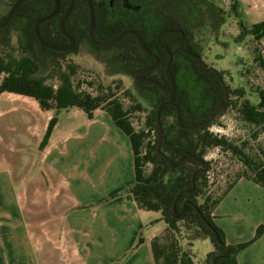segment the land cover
Here are the masks:
<instances>
[{
	"label": "trees",
	"instance_id": "obj_1",
	"mask_svg": "<svg viewBox=\"0 0 264 264\" xmlns=\"http://www.w3.org/2000/svg\"><path fill=\"white\" fill-rule=\"evenodd\" d=\"M17 0H10L11 7ZM71 0H60L61 12L52 20L41 24L42 38L53 45H67V38L62 35L59 25L62 15ZM137 3L136 11L122 7L119 1L93 0L96 25L95 39L108 42L127 29L135 30L144 45L159 58L156 69L143 77L169 87L166 73L169 55L173 60L168 70L169 77L175 84L171 105L168 93L154 85L137 83L140 96L152 106L153 112L146 121V128L136 131L130 122L128 110L108 91L92 94L75 87L72 75L75 67L69 65V72H60L58 85L47 83L44 71L50 63L58 62L61 57L76 51L83 42L94 50H109L113 53L106 59L110 74L135 76L141 70L152 66L155 59L147 56L139 47L136 38L128 35L111 47H97L89 39V10L86 0H78L66 22V31L76 40L75 50L66 52L42 48L34 32L35 23L54 9L52 0H29L16 12L11 22L0 29V44L9 45L10 30L19 33V45L16 52L6 56L0 54V94L12 93L36 100L40 108L47 112L59 113L77 108L92 119L96 111L107 113L129 138L135 169V184L132 196L140 210L160 212L167 227L150 242L153 264H194L187 249L181 245L183 229L191 240L209 239L215 250L209 252L206 264H239L238 255L256 240L261 238L264 228L257 230L255 237L247 242L229 245L224 231L216 224L214 211L234 185L241 179L252 181L264 187V151L263 159L253 161L241 148L213 133L211 127L226 109L217 113L210 125L187 129L206 123L218 108L231 106L226 93L213 70L203 64L199 67L198 58H202V46L195 41L193 34L194 20L203 15L207 2L203 0H132ZM237 11V4L234 5ZM207 12V11H206ZM219 9L216 12L219 15ZM6 17L0 18L2 21ZM242 28L238 41L251 34L254 38L256 60L264 72L261 40L264 38V23L251 29ZM167 29L180 30L185 35L181 45L180 33L164 34L160 42L158 35ZM185 51L196 57H191ZM202 70H209L203 73ZM222 75V74H221ZM260 102L253 105L246 99L239 108L244 121L260 127L264 132V90H260ZM232 95L244 96L245 91L234 90ZM161 106L160 124L163 132L159 140L157 110ZM138 109H141L138 106ZM172 118V121H169ZM55 124L53 118L48 126L51 131ZM152 133H155L151 139ZM256 136V135H255ZM47 138L40 147L46 145ZM223 148L239 157L248 171L238 175L222 195L214 199L207 193L209 163L205 157L211 148ZM150 166V168H148ZM207 222V223H206ZM218 233L222 244L215 238ZM140 243L143 239H140ZM193 244L192 241H190ZM192 246V245H190ZM189 249V248H188ZM191 249V248H190ZM189 249V250H190Z\"/></svg>",
	"mask_w": 264,
	"mask_h": 264
},
{
	"label": "crops",
	"instance_id": "obj_2",
	"mask_svg": "<svg viewBox=\"0 0 264 264\" xmlns=\"http://www.w3.org/2000/svg\"><path fill=\"white\" fill-rule=\"evenodd\" d=\"M53 113L33 98L0 94V264H114L133 247L125 264H153L148 245L158 234L150 226L158 220L132 196L128 136L96 111L42 148ZM214 216L229 245L252 240L264 228V187L241 179ZM238 262L264 264V233Z\"/></svg>",
	"mask_w": 264,
	"mask_h": 264
},
{
	"label": "rangeland",
	"instance_id": "obj_3",
	"mask_svg": "<svg viewBox=\"0 0 264 264\" xmlns=\"http://www.w3.org/2000/svg\"><path fill=\"white\" fill-rule=\"evenodd\" d=\"M203 1L207 2L206 5H200L204 7V16L194 20L193 34L195 41L203 48L201 58L203 64L222 74L228 88L229 101H231V106L217 118L211 129L213 133H217L232 145L241 148L243 153L253 161H260L263 159L261 151H264V132L260 127L244 121L238 110L246 99L253 105L260 102L259 92L264 90V72L256 60L253 36L249 34L240 41L238 39L242 31L239 24L242 23L245 28L251 29L255 25L264 23V0ZM235 4H237V11L233 8ZM10 9V0H0V18L7 15ZM218 9L219 15L216 13ZM9 39L8 46L0 44V54L3 56L16 52L18 49L19 33L14 28L10 30ZM112 53L109 50H94L87 42H83L76 51L61 57L55 65L50 63L44 71V76L48 84L58 85L59 73L69 72L68 66H74L75 73L72 79L75 87L92 94L110 89L114 97L123 104L124 109L131 112L130 122L136 131H140L146 128V121L154 108L140 96L134 76L110 74L106 59ZM241 89L245 91L244 96L232 95V91ZM138 106L141 109H138ZM53 118H55V124L51 131H48V124L42 140L43 142L47 138L46 144L52 135L56 137V135L74 132L83 124V121L88 119V116L80 109L71 108L53 113L49 123ZM169 121H172V118H169ZM154 136L155 133H152L151 139ZM205 160L209 163L207 193L214 199L222 195L235 182L239 174L248 171L238 156L223 148L209 149ZM76 212L77 210L70 211L71 220L74 223H76ZM151 214L158 221H154L150 229L155 230L159 235L167 225L160 212ZM148 235L149 233L145 231L144 236ZM189 235L183 229L180 235L183 249L189 251L194 264H206L208 253L215 250L214 245L209 239L191 240ZM247 242L249 241L244 243ZM137 248L127 249L114 264H125L134 256ZM148 248L151 254L150 242Z\"/></svg>",
	"mask_w": 264,
	"mask_h": 264
},
{
	"label": "water",
	"instance_id": "obj_4",
	"mask_svg": "<svg viewBox=\"0 0 264 264\" xmlns=\"http://www.w3.org/2000/svg\"><path fill=\"white\" fill-rule=\"evenodd\" d=\"M27 1L29 0H17L11 7L10 11L8 12V14L6 15V17L0 21V29L1 28H4L6 27L10 22L11 20L13 19V17L15 16L16 12L18 11V9L24 4L26 3ZM54 2V9L51 13H49L48 15H46L45 17L39 19L36 23H35V27H34V32H35V36L37 38V40L39 41L40 45L42 48H46V49H49V50H52V51H57V52H66V51H72L75 46H76V41L75 39L66 31V22L68 20V18L70 17V15L72 14V11L75 7V4L77 2V0H71L70 2V5L67 9V11L65 12V14L63 15V17L61 18L60 20V25H59V28H60V31L62 33V35H64L68 40H69V44L66 45V46H61V45H53V44H50L48 42H46L41 34H40V25L44 22H47V21H50L52 20L53 18H55L59 12H60V9H61V3H60V0H52ZM87 2V5H88V10H89V18H90V25H89V39L91 41V43L97 47H111V46H114L116 44H118L122 39H124L126 36L128 35H133L137 42H138V45L140 47V49L149 57L151 58H154L155 59V63L146 68V69H143L141 70L139 73H137V75L135 76V81L137 83H140V84H148V85H154L156 86L158 89H160L162 92L164 93H168V96H169V101L167 103H164L165 105H171L172 104V98H173V94L175 92V84L173 82V80L169 77V74H168V70L170 68V65L172 63V60H173V55L171 53V51L163 46V49L164 51H166L169 55V59H168V62H167V65H166V73H167V77H168V80L170 82V85L169 87H165V86H162L161 84H159L158 82L154 81V80H151V79H147V78H144L143 75L147 74L148 72H151L153 71L154 69H156L159 65V58L153 54L143 43L140 35L133 29H127L125 31H123L120 35H118L115 39L111 40V41H108V42H100V41H97L95 39V25H96V16H95V7H94V3H93V0H86ZM168 33H180L181 34V45H183V42H184V38H185V35L183 34V32H181L180 30H175V29H167V30H164L162 31L159 35H158V41L160 42V39L161 37L164 35V34H168ZM185 53L191 57H196L195 55L193 54H190L189 52L185 51ZM198 62H199V67L200 69H202L203 67V61L201 58H198ZM209 70H202L203 73H207ZM214 73H216V75L218 76L219 78V81L222 83V86L225 90V93H226V98H227V102L229 101V94H228V88L227 86L225 85L224 82L221 81V78L219 77L218 75V71L217 70H214ZM227 106H224L222 108H218L213 116L211 117V119L209 121H207L206 123H203V124H200V125H197L195 127H187V129H193V128H201L203 126H207V125H210L212 123V121L214 120L215 116L217 115L218 112H220L221 110H224L226 109ZM160 112H161V106L158 108L157 110V122H158V127H159V140L161 142L162 140V136H163V132H162V128H161V124H160ZM207 223V222H206ZM215 238H216V241L218 244H222V241L220 239V236L218 233H215Z\"/></svg>",
	"mask_w": 264,
	"mask_h": 264
},
{
	"label": "flooded vegetation",
	"instance_id": "obj_5",
	"mask_svg": "<svg viewBox=\"0 0 264 264\" xmlns=\"http://www.w3.org/2000/svg\"><path fill=\"white\" fill-rule=\"evenodd\" d=\"M78 1V0H77ZM115 2L116 1H119L120 2V4L122 5V7L123 8H125L126 10H129V11H136V9L138 8V5H137V3H135L134 1H132V0H125V1H123V0H114ZM71 2V1H70ZM77 3V2H76ZM94 3V2H93ZM69 5H70V3H69ZM76 5V4H75ZM69 7V6H68ZM75 8V7H74ZM68 9V8H67ZM67 9H66V11H67ZM74 10V9H73ZM10 11V10H9ZM65 11V12H66ZM60 12H61V9H60ZM60 12H59V14H60ZM65 12H64V14H65ZM73 12V11H72ZM58 14V15H59ZM63 14V15H64ZM57 15V16H58ZM63 15H62V17H63ZM56 16V17H57ZM71 16V15H70ZM45 17V16H44ZM43 18V17H42ZM70 18V17H69ZM68 18V19H69ZM68 21V20H67ZM48 22V21H47ZM45 23V22H44ZM43 24V23H42ZM41 26V25H40ZM68 40V39H67ZM76 41V40H75ZM68 44H69V40H68ZM67 44V45H68ZM76 45H77V43H76ZM64 46H66V45H64ZM76 47V46H75ZM209 70H213L212 68H209ZM216 74V73H215ZM218 75H219V77L221 78V81L222 82H224L223 81V78H222V75H221V73H218ZM144 76V75H143ZM217 76V75H216ZM217 78H218V76H217ZM218 80H219V78H218ZM220 82V81H219ZM221 83V82H220ZM222 84V83H221Z\"/></svg>",
	"mask_w": 264,
	"mask_h": 264
}]
</instances>
